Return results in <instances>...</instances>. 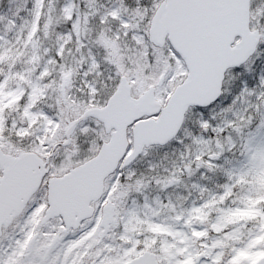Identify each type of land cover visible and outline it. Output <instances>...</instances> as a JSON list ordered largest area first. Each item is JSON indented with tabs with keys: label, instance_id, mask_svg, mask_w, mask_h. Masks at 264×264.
<instances>
[{
	"label": "snow or ice",
	"instance_id": "obj_1",
	"mask_svg": "<svg viewBox=\"0 0 264 264\" xmlns=\"http://www.w3.org/2000/svg\"><path fill=\"white\" fill-rule=\"evenodd\" d=\"M0 264H264V0H0Z\"/></svg>",
	"mask_w": 264,
	"mask_h": 264
},
{
	"label": "rangeland",
	"instance_id": "obj_2",
	"mask_svg": "<svg viewBox=\"0 0 264 264\" xmlns=\"http://www.w3.org/2000/svg\"><path fill=\"white\" fill-rule=\"evenodd\" d=\"M174 144H175V142H172V145L162 146V147L156 149L155 151L157 153H159V154H163L166 151H171V148L174 146ZM225 155L226 156H230V154H227V153ZM152 158H156V157L154 156ZM233 163H235V161H233ZM227 166L228 165H225V167H227ZM201 171H203V170H201ZM207 175H209L211 177V179H209V180H200L199 182L202 183V184H205L209 188H213L215 184H222L226 180V177L220 172L216 173L214 176L212 174H210V173H207ZM197 176H199V173H197ZM191 180L195 181L196 177H192ZM170 191H171V189H170ZM176 191L178 193H180V194H186V190L183 189V188L176 189Z\"/></svg>",
	"mask_w": 264,
	"mask_h": 264
}]
</instances>
